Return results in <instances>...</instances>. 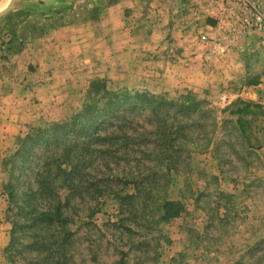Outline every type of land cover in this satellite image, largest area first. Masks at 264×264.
<instances>
[{"label": "rangeland", "instance_id": "1", "mask_svg": "<svg viewBox=\"0 0 264 264\" xmlns=\"http://www.w3.org/2000/svg\"><path fill=\"white\" fill-rule=\"evenodd\" d=\"M239 1L0 0V264H264Z\"/></svg>", "mask_w": 264, "mask_h": 264}, {"label": "built area", "instance_id": "2", "mask_svg": "<svg viewBox=\"0 0 264 264\" xmlns=\"http://www.w3.org/2000/svg\"><path fill=\"white\" fill-rule=\"evenodd\" d=\"M237 7L240 10L245 9L249 12L247 16H241L239 18L244 26L256 27L264 32V6L241 0L237 3ZM202 38L204 39V37Z\"/></svg>", "mask_w": 264, "mask_h": 264}, {"label": "trees", "instance_id": "3", "mask_svg": "<svg viewBox=\"0 0 264 264\" xmlns=\"http://www.w3.org/2000/svg\"><path fill=\"white\" fill-rule=\"evenodd\" d=\"M170 202H164V207L168 206Z\"/></svg>", "mask_w": 264, "mask_h": 264}, {"label": "crops", "instance_id": "4", "mask_svg": "<svg viewBox=\"0 0 264 264\" xmlns=\"http://www.w3.org/2000/svg\"><path fill=\"white\" fill-rule=\"evenodd\" d=\"M4 5H5V1L3 2ZM4 9L3 10H0V15L3 13Z\"/></svg>", "mask_w": 264, "mask_h": 264}, {"label": "bare ground", "instance_id": "5", "mask_svg": "<svg viewBox=\"0 0 264 264\" xmlns=\"http://www.w3.org/2000/svg\"><path fill=\"white\" fill-rule=\"evenodd\" d=\"M3 8V4L0 5V10Z\"/></svg>", "mask_w": 264, "mask_h": 264}]
</instances>
